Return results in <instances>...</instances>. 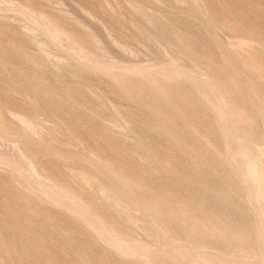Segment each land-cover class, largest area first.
Masks as SVG:
<instances>
[{
    "label": "rangeland",
    "instance_id": "374dc122",
    "mask_svg": "<svg viewBox=\"0 0 264 264\" xmlns=\"http://www.w3.org/2000/svg\"><path fill=\"white\" fill-rule=\"evenodd\" d=\"M0 264H264V0H0Z\"/></svg>",
    "mask_w": 264,
    "mask_h": 264
}]
</instances>
